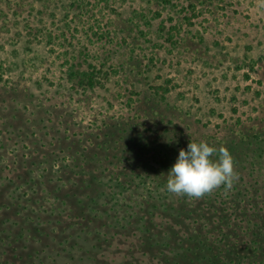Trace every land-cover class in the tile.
<instances>
[{"label": "rangeland", "instance_id": "374dc122", "mask_svg": "<svg viewBox=\"0 0 264 264\" xmlns=\"http://www.w3.org/2000/svg\"><path fill=\"white\" fill-rule=\"evenodd\" d=\"M0 264H264V0H0Z\"/></svg>", "mask_w": 264, "mask_h": 264}, {"label": "clouds", "instance_id": "9594fccd", "mask_svg": "<svg viewBox=\"0 0 264 264\" xmlns=\"http://www.w3.org/2000/svg\"><path fill=\"white\" fill-rule=\"evenodd\" d=\"M166 175L168 192L199 198L221 185L231 187L233 157L224 147L216 148L204 140L188 141L186 148L178 150Z\"/></svg>", "mask_w": 264, "mask_h": 264}, {"label": "trees", "instance_id": "16d2710c", "mask_svg": "<svg viewBox=\"0 0 264 264\" xmlns=\"http://www.w3.org/2000/svg\"><path fill=\"white\" fill-rule=\"evenodd\" d=\"M80 81H81V79H80ZM87 83H88V84H87L88 87H90V88H94V87L96 86V81H95V79H94V76H93V77L90 76V78H89V80H88Z\"/></svg>", "mask_w": 264, "mask_h": 264}]
</instances>
